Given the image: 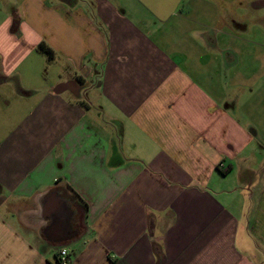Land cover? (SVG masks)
Segmentation results:
<instances>
[{"label":"crops","instance_id":"obj_1","mask_svg":"<svg viewBox=\"0 0 264 264\" xmlns=\"http://www.w3.org/2000/svg\"><path fill=\"white\" fill-rule=\"evenodd\" d=\"M61 250L264 264V0H0V264Z\"/></svg>","mask_w":264,"mask_h":264},{"label":"trees","instance_id":"obj_2","mask_svg":"<svg viewBox=\"0 0 264 264\" xmlns=\"http://www.w3.org/2000/svg\"><path fill=\"white\" fill-rule=\"evenodd\" d=\"M11 32L13 34H17V24L13 23V25L11 26ZM36 51L45 56L47 61H52L54 59V53L53 51L43 42H41L37 48Z\"/></svg>","mask_w":264,"mask_h":264},{"label":"built area","instance_id":"obj_3","mask_svg":"<svg viewBox=\"0 0 264 264\" xmlns=\"http://www.w3.org/2000/svg\"><path fill=\"white\" fill-rule=\"evenodd\" d=\"M222 164L220 165V168H222ZM58 264H67V254L65 250H61L59 252V256H58V260H57Z\"/></svg>","mask_w":264,"mask_h":264}]
</instances>
